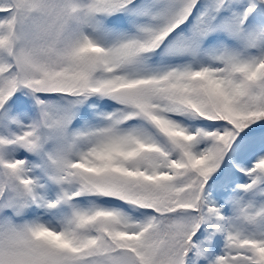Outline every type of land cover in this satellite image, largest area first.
<instances>
[{"label":"snow or ice","instance_id":"snow-or-ice-1","mask_svg":"<svg viewBox=\"0 0 264 264\" xmlns=\"http://www.w3.org/2000/svg\"><path fill=\"white\" fill-rule=\"evenodd\" d=\"M0 264H264V0H0Z\"/></svg>","mask_w":264,"mask_h":264}]
</instances>
